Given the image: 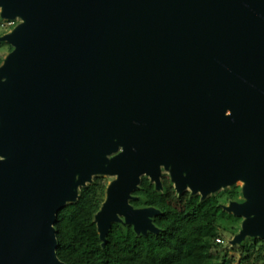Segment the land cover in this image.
Listing matches in <instances>:
<instances>
[{"label":"water","instance_id":"obj_1","mask_svg":"<svg viewBox=\"0 0 264 264\" xmlns=\"http://www.w3.org/2000/svg\"><path fill=\"white\" fill-rule=\"evenodd\" d=\"M0 264H66L58 214L110 177L95 216L159 234L145 177L206 200L244 181L230 241L264 240V0H0Z\"/></svg>","mask_w":264,"mask_h":264},{"label":"trees","instance_id":"obj_2","mask_svg":"<svg viewBox=\"0 0 264 264\" xmlns=\"http://www.w3.org/2000/svg\"><path fill=\"white\" fill-rule=\"evenodd\" d=\"M3 49L0 43V51ZM2 59L0 56V64ZM162 184L163 191H156L144 177L131 202L136 209L161 212L153 219L159 234L138 236L132 226L116 223L103 247L94 220L109 184L96 177L93 184L81 189L75 204L58 214L55 229L59 259L66 264H230L228 251L219 249L222 245L217 239L231 230L222 223L235 220L226 216L222 204L240 201L242 189L234 187L201 200L190 193L179 196L170 178L163 179ZM234 229L233 236L237 235ZM239 251V264H264V240L248 238Z\"/></svg>","mask_w":264,"mask_h":264},{"label":"rangeland","instance_id":"obj_3","mask_svg":"<svg viewBox=\"0 0 264 264\" xmlns=\"http://www.w3.org/2000/svg\"><path fill=\"white\" fill-rule=\"evenodd\" d=\"M20 22H21V20H19V19L13 20V21H7V20H2L0 18V37L7 34V33H10L18 24H20ZM3 47H4V49L2 51H0V56L3 57L0 66L2 65L5 57L12 51V47L7 43H3ZM102 178H103L104 182H106L107 184H110V182L113 180V178H110V177H102ZM163 179L164 180L169 179V173L167 171H165L164 169H162L161 180H163ZM234 187L242 189L243 184H242V182H240L239 184H237ZM231 188H228L226 190H229ZM223 191H225V190H223ZM223 191H221V192H223ZM187 193H189V192H187ZM220 193L215 194V195H219ZM239 199L241 201H243L242 195H240ZM229 203L230 202H227L225 204L223 203L222 206H228ZM223 211L226 213V216L228 218H231L235 221H234V223H231V221H224L222 223L223 227L227 228L228 230L229 229H231V230L229 232L222 233L223 235L220 237V239L222 240V243H220V244L222 246L219 247V249L222 250L223 252L228 251V255H229L228 256V262H230V264H239L240 258H241L239 249L242 246V244L241 245L237 244V245L233 246L230 244V241L234 238V236H233L234 234L232 235L233 229L235 228L234 233L238 234V232L241 230V226H242L244 219L242 217L241 218L236 217L232 213H228L225 210H223Z\"/></svg>","mask_w":264,"mask_h":264},{"label":"bare ground","instance_id":"obj_4","mask_svg":"<svg viewBox=\"0 0 264 264\" xmlns=\"http://www.w3.org/2000/svg\"><path fill=\"white\" fill-rule=\"evenodd\" d=\"M240 182H242V184H244V181H242V180H238L237 184H239Z\"/></svg>","mask_w":264,"mask_h":264},{"label":"built area","instance_id":"obj_5","mask_svg":"<svg viewBox=\"0 0 264 264\" xmlns=\"http://www.w3.org/2000/svg\"><path fill=\"white\" fill-rule=\"evenodd\" d=\"M217 242L220 244V243H222V240L221 239H217Z\"/></svg>","mask_w":264,"mask_h":264},{"label":"flooded vegetation","instance_id":"obj_6","mask_svg":"<svg viewBox=\"0 0 264 264\" xmlns=\"http://www.w3.org/2000/svg\"><path fill=\"white\" fill-rule=\"evenodd\" d=\"M170 178V177H169ZM242 191V190H241ZM241 195H242V192H241ZM235 202H241V200L240 201H235Z\"/></svg>","mask_w":264,"mask_h":264}]
</instances>
